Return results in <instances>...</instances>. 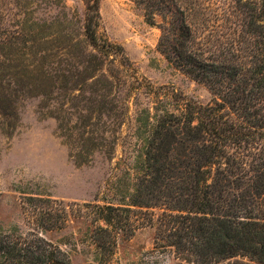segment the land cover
Here are the masks:
<instances>
[{
    "label": "rangeland",
    "instance_id": "374dc122",
    "mask_svg": "<svg viewBox=\"0 0 264 264\" xmlns=\"http://www.w3.org/2000/svg\"><path fill=\"white\" fill-rule=\"evenodd\" d=\"M85 1L0 0V41L9 36L18 38L21 48L33 44L23 51L33 55L44 48L37 41L43 35L36 32L46 24L44 46L52 50L50 60L57 66L60 50L72 44L64 37H82ZM100 12V34L123 47L134 69L121 73L122 87L114 88L117 98L107 105L93 97L72 99L53 86L39 87L19 74L25 71L22 61L0 59V235L16 239L34 226L23 201L38 195L74 210L63 228L43 233L70 255L71 264H264L237 249L234 232L223 230L206 241L183 229L179 218L163 215L162 202L133 207L137 228L131 235L119 232L114 243L97 232L92 208L86 206L132 203L143 162L136 112L138 106H148L145 92L141 102L134 99V75L202 104L213 100L206 84L176 68L160 51L164 29L186 20L207 54L228 53L236 42L253 48L259 0H100ZM5 52L0 44L1 58ZM66 60L58 66L71 69Z\"/></svg>",
    "mask_w": 264,
    "mask_h": 264
},
{
    "label": "trees",
    "instance_id": "16d2710c",
    "mask_svg": "<svg viewBox=\"0 0 264 264\" xmlns=\"http://www.w3.org/2000/svg\"><path fill=\"white\" fill-rule=\"evenodd\" d=\"M259 4L253 48L236 42L228 53L207 54L186 20L164 29L160 51L176 68L208 86L210 103L133 76L134 99L140 101L145 92L148 106H138L136 112L143 162L132 203L86 204L98 223L97 232L111 236L113 243L119 232L131 235L137 228L133 207L162 202L163 215L179 218L183 229L206 241L223 230L234 232L237 249L264 263V0ZM85 5L82 37H64L72 44L60 50L57 66L50 60L52 50L44 46L46 24L36 32L43 35L37 41L44 48L30 55L23 51L33 44L25 42L21 48L18 38L8 36L0 41L6 49L0 59L22 61L25 71L19 74L39 87H56L72 99H100L104 106L117 98L121 73L133 68L123 47L100 34V0H86ZM62 59L72 68L58 66ZM109 63L114 68H106ZM23 206L34 226L16 239L0 235V264H71L70 255L43 236L67 224L71 206L68 210L63 201L38 195L25 196Z\"/></svg>",
    "mask_w": 264,
    "mask_h": 264
}]
</instances>
